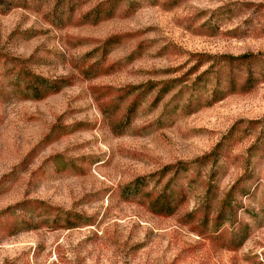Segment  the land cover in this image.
<instances>
[{"label": "rangeland", "instance_id": "rangeland-1", "mask_svg": "<svg viewBox=\"0 0 264 264\" xmlns=\"http://www.w3.org/2000/svg\"><path fill=\"white\" fill-rule=\"evenodd\" d=\"M106 1L0 0V264H264V0L87 14ZM246 53L257 80L242 91L244 70L230 83L228 69ZM19 65L61 89L32 98ZM168 181L183 198L157 215L143 194ZM67 211L83 222L65 226Z\"/></svg>", "mask_w": 264, "mask_h": 264}, {"label": "trees", "instance_id": "trees-1", "mask_svg": "<svg viewBox=\"0 0 264 264\" xmlns=\"http://www.w3.org/2000/svg\"><path fill=\"white\" fill-rule=\"evenodd\" d=\"M103 5H105V7H103ZM115 7H116V3H113V0H109L106 2H103L99 5H97L96 7H94L93 9H91L87 14L93 15L94 19L96 21L101 20L102 18H109L112 17L114 12H115ZM112 38H109L106 42H111ZM255 55L251 54V53H246V54H242L240 56L237 57H232V61L230 63L229 69H228V73H229V78H230V83L234 81V77H235V72H239V70H244L245 72V78L244 81L242 82L241 86H242V91H248L250 90L253 85H254V80L255 79V74L257 71V68L255 66V64H252V60L254 58ZM228 62V61H227ZM234 64V65H233ZM17 68V75L19 77L22 76V74L24 76L29 77L28 79V83L27 86L30 89V95L32 98L34 99H41L46 97L49 94L55 93L58 90L61 89L62 87V83H58L57 81H50L47 80L46 78H43L39 75L30 73L29 71L26 70V68L23 65H19ZM259 72L264 73V69H259ZM262 75V74H261ZM262 78H264V75H262ZM172 85H165L162 87V89L160 90L158 96L155 99V102L157 103L162 96H164V94H166L170 89H171ZM234 90L229 89L228 92L232 93ZM137 101L136 99H134L132 101V103L129 105L127 113L125 115V123L128 124L130 121V115L131 113L134 111L135 107L137 106ZM54 129H59V127L54 126ZM77 128L73 127L72 129H70L69 131H65L62 133H56L55 137H51V135H47L42 142L44 143H50L54 140H56L60 135L62 134H66L67 132H71L76 130ZM210 157V155H209ZM206 158H208V156H204L201 159H198L199 162H202L203 164L206 163ZM56 159H61L60 157H57ZM175 168V174L177 175L179 172H184L188 169V165L186 163L183 162H179L176 165H167L165 166L159 173H160V178L164 177L166 174H168L171 170H173ZM141 178L136 179L134 182H132L131 184L126 186V198L127 199H131L132 197H134L135 195H139L141 194V188L142 185L144 183H146L145 181ZM182 191L178 190V189H174L173 185H171L170 181L167 182V184L165 185L163 191L161 193L156 194L153 198L150 197V193H144L143 195L146 196L147 198L150 199V202L148 203V208L150 211H152L153 213L157 214V215H161V216H170L172 214H174L179 205L180 202L182 201L181 198H183L182 195ZM182 195V197H181ZM179 196V199H178ZM30 203H32L30 206H32L33 209H36L42 213L46 212V210H44V208L40 205L39 202L36 201H30ZM226 205H224V208L222 210L219 211V217L221 218V220L226 216V212L227 209L225 208ZM231 209V208H230ZM232 210V209H231ZM190 216H192L193 214H189ZM57 220H60V215H55ZM63 216H64V222H65V226L67 227H71L72 224L77 222H83L82 216L79 213H75V212H63ZM205 220L206 215H205ZM200 234V233H199ZM247 235H241L238 239H230V242L232 244V246L234 248H238L240 247L243 242L245 241Z\"/></svg>", "mask_w": 264, "mask_h": 264}]
</instances>
